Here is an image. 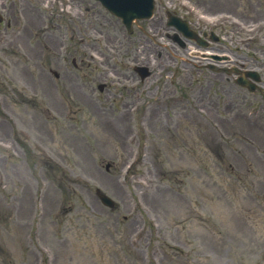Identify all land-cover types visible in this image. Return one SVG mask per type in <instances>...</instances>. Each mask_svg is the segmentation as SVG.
Here are the masks:
<instances>
[{"label":"rangeland","instance_id":"obj_1","mask_svg":"<svg viewBox=\"0 0 264 264\" xmlns=\"http://www.w3.org/2000/svg\"><path fill=\"white\" fill-rule=\"evenodd\" d=\"M71 1L75 4L67 14L73 21L59 18L60 27L47 21L31 24L39 18L34 6L57 9V2L45 6L44 0L6 1V20L14 15L25 24L29 20L31 33L10 34L6 23L0 26V98L4 87L15 89L11 106L0 100V139L11 131L19 143L7 151L0 146V160L8 155L7 169L0 173V258L15 262L9 235L18 239L16 264H46L39 243L51 250L53 264H264V97L247 94L233 77L227 88L219 87L220 75L199 64L205 60L197 51L210 49L193 45L181 51L167 39L155 38L161 34H153L156 28L149 21L138 23L128 35L95 1ZM181 1L192 9L197 29L208 30L215 21L220 26L215 33L232 48L230 37L241 36L237 30L245 27L244 19L249 21V12L242 11L247 0H158L157 8L180 11ZM84 12L92 23L76 17ZM257 13L264 17L260 10L252 12ZM93 23L105 32L99 35ZM43 29H50L51 36L40 33ZM82 36L86 46L78 43ZM4 37L11 41L6 44ZM257 46L232 49L231 54H257ZM135 63L149 65L151 76L136 78ZM39 65L54 82L58 102H47L52 90L46 88L33 104L25 105L22 97L27 95L19 93L33 96L23 71L35 73ZM49 66L67 73L69 86L63 76L48 75ZM101 82L107 84L102 93L96 89ZM45 85L49 88V82ZM171 98L178 102L165 107L164 99ZM244 100L253 101L246 109L255 107L262 116H243ZM42 151L68 176L46 170L43 159L26 169L25 153L36 160ZM133 160L128 168L126 163ZM11 162L16 163L12 171ZM35 187L43 193L40 207L34 204ZM95 187L109 194L117 207H104ZM224 196L239 202L235 224L241 235L229 233L211 211V201ZM253 197L262 205L257 219L255 212H242ZM258 223L261 231L255 228ZM64 245L71 247L74 259L63 261L62 249L57 255V247Z\"/></svg>","mask_w":264,"mask_h":264},{"label":"water","instance_id":"obj_2","mask_svg":"<svg viewBox=\"0 0 264 264\" xmlns=\"http://www.w3.org/2000/svg\"><path fill=\"white\" fill-rule=\"evenodd\" d=\"M103 5L121 16L126 24L133 17L148 16L151 12L150 0H100Z\"/></svg>","mask_w":264,"mask_h":264}]
</instances>
